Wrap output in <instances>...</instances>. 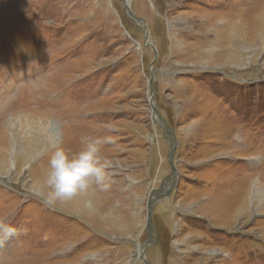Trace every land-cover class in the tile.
<instances>
[{
  "label": "rangeland",
  "instance_id": "1",
  "mask_svg": "<svg viewBox=\"0 0 264 264\" xmlns=\"http://www.w3.org/2000/svg\"><path fill=\"white\" fill-rule=\"evenodd\" d=\"M263 22L264 0H0V264H264ZM20 116L56 144L29 152ZM104 137L109 189L45 204L52 153Z\"/></svg>",
  "mask_w": 264,
  "mask_h": 264
},
{
  "label": "clouds",
  "instance_id": "2",
  "mask_svg": "<svg viewBox=\"0 0 264 264\" xmlns=\"http://www.w3.org/2000/svg\"><path fill=\"white\" fill-rule=\"evenodd\" d=\"M112 142V137L90 138L83 150L71 158L63 149H57L49 161L50 172L45 181L49 191L43 196L44 203L55 206L58 201L71 200L93 184L100 191H107L111 162L102 159L100 151L104 144ZM3 231L8 237L18 234L11 226H3Z\"/></svg>",
  "mask_w": 264,
  "mask_h": 264
},
{
  "label": "bare ground",
  "instance_id": "3",
  "mask_svg": "<svg viewBox=\"0 0 264 264\" xmlns=\"http://www.w3.org/2000/svg\"><path fill=\"white\" fill-rule=\"evenodd\" d=\"M128 8L131 9V4L128 3ZM136 18V17H135ZM263 25V28L261 29L262 31L264 30V22L262 23ZM261 25V26H262ZM260 26V27H261ZM144 32H146L144 30ZM263 33V32H262ZM148 43V42H147ZM151 47V45H150ZM214 50V49H213ZM208 58V57H207ZM153 94V92H152ZM152 99H153V96H152ZM153 103V100L151 101ZM154 115V118H153V121H155V123L157 124V126H161L163 125V120L162 118H160L159 116L156 115V113L153 114ZM11 120V118L9 119ZM17 120H19L18 122H20L21 124L19 125L20 127L19 128H16L18 125H16L15 123H12V120L8 122L7 124V128H9V131L11 129V133L13 135V131H19V130H23V126L25 127H28L29 125L31 126V128H28L32 131V134H34V136L32 137H35L38 139V141H34L32 140L33 142H31L30 146H29V152L32 151V152H37L38 149H40L41 145L43 146L44 148V143L45 142H48L50 143L49 145L51 144H56V139H51V136L54 137V136H57L58 132L55 129V123L53 121L49 122V127H44V124H43V121L39 118H34V117H17L16 118V122ZM30 120H32L33 122H36L38 123V125H34L33 123H28L30 122ZM15 125V126H14ZM29 132V131H28ZM14 136V135H13ZM36 139V140H37ZM42 148V149H43ZM32 152L29 154L28 157H25L24 156V163L27 164V163H30L31 160H33V154ZM53 154V153H52ZM47 157V156H46ZM170 162V161H169ZM23 163V164H24ZM23 164H19V165H23ZM40 186V185H39ZM43 186V185H41ZM40 190V189H39ZM151 196V195H150ZM91 197H95V199H99V197L96 195V193H94V191L92 190V188L90 187L89 190L83 194H79L77 195L76 197H74L73 199H80L82 201H86V199H91ZM72 199V200H73ZM150 202L152 201L151 197L149 198ZM98 207V204L95 206V207H92V211H94L95 209H97ZM99 208V207H98ZM143 252V251H142ZM142 258V257H141Z\"/></svg>",
  "mask_w": 264,
  "mask_h": 264
},
{
  "label": "water",
  "instance_id": "4",
  "mask_svg": "<svg viewBox=\"0 0 264 264\" xmlns=\"http://www.w3.org/2000/svg\"><path fill=\"white\" fill-rule=\"evenodd\" d=\"M131 4V2H128ZM126 6V9L128 11V14L130 15L131 19L138 23V24H143L144 26L146 25V23L143 21V20H140V19H137L135 18V16L131 13V9L128 8L127 5ZM146 40L148 41V39L146 38ZM153 94H155V92L153 91ZM151 108L153 110V114L156 113L157 114V109L155 108V104L151 102ZM163 125H161L163 128H165L168 132V135L170 136V138H172L173 140V145L170 149V154H169V161H170V165H171V168H172V175L171 177L174 178L176 180V176H175V169H174V164H173V156H174V153L176 151V138L174 136V133L172 130L168 129L166 127V123L163 121L162 123ZM175 180H174V184L173 186L166 190L165 193H162V189L158 190V191H155V192H152L149 197H151L152 201L150 202L149 200V203H148V206H147V222H146V230L148 232V235H149V238L147 239V241L142 245V247L144 248V251L142 252V257H144V254H145V251L147 250V248L149 246L152 245V240L154 238V224H153V207H154V204L159 201V200H164L166 198H168L174 191V189L176 188V184H175ZM143 262L145 264H148V262H146V260L144 258H142Z\"/></svg>",
  "mask_w": 264,
  "mask_h": 264
},
{
  "label": "flooded vegetation",
  "instance_id": "5",
  "mask_svg": "<svg viewBox=\"0 0 264 264\" xmlns=\"http://www.w3.org/2000/svg\"><path fill=\"white\" fill-rule=\"evenodd\" d=\"M129 16H130V15H129ZM137 19H138V18H137ZM140 20H142V19H140ZM161 189H162V191H166L167 187L165 186L164 183L162 184Z\"/></svg>",
  "mask_w": 264,
  "mask_h": 264
}]
</instances>
